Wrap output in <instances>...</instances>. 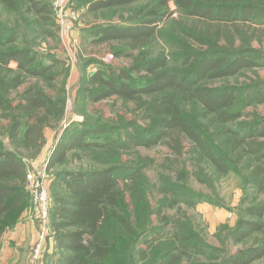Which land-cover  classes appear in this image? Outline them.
Instances as JSON below:
<instances>
[{"label":"trees","instance_id":"trees-1","mask_svg":"<svg viewBox=\"0 0 264 264\" xmlns=\"http://www.w3.org/2000/svg\"><path fill=\"white\" fill-rule=\"evenodd\" d=\"M169 1L193 20L190 27L184 28L191 42L181 40V52L173 59L181 62V68L176 70L164 53L151 55L149 49L160 26L172 17L166 10ZM87 3L91 13L148 3L141 18L132 24L92 31L94 43L119 42L128 51H137L138 56L128 68L97 70L86 77L81 87V94L91 103L112 97L124 101L148 98L150 101L144 104L140 116L145 126L138 122L125 128L89 121L77 124L58 141L49 156L48 171L65 164L73 153V159H83L75 154L77 151L114 155L112 152L120 148L151 149L165 144L181 157L187 144L190 158H200L221 175L237 171L238 166L249 170L246 178L253 196L249 194L243 202L251 201L253 205L242 207L244 217L230 231L229 238L238 245L262 233L264 203L254 202L264 193V125L244 129L246 125L239 121L242 112L234 111L236 92L208 83L236 77L259 66L247 40L244 47H234L231 31L236 30L243 39L249 37V42L264 39V29L256 28L264 27V0H88ZM0 4L19 12L24 8L44 23L51 13L50 7L40 0H0ZM19 41L18 33L0 22V112L10 120L8 138L13 146L6 149L0 138V247L2 236L18 224L31 206L27 189L30 167L25 158H38L46 145V129L54 128L53 121H59L63 114L37 87H30L22 102L16 108L11 107L9 92L22 86L26 78L52 80L48 76L51 67L38 63L27 44L18 47ZM195 43L198 47H194ZM12 63L17 65L16 70L10 67ZM250 94L263 104L264 81ZM186 98H191V102L186 103ZM204 121L216 127L221 140L212 137ZM118 179L116 168L57 174L52 184L54 204L50 205V230L55 253L59 255L55 264H181L205 250L195 240L194 232L181 224L175 225L173 231L164 228L166 218L160 219L161 226L148 224L142 210L145 207L137 208V191L133 190L135 203L131 207L125 202ZM176 191L174 186L164 188L171 196L167 202L171 208L180 203L195 207L207 201L189 190ZM161 210L156 211L158 217ZM171 233L172 242L162 243ZM47 256L50 255L44 254L41 264L48 262ZM263 257L264 246L252 247L229 256L225 263L254 264Z\"/></svg>","mask_w":264,"mask_h":264},{"label":"rangeland","instance_id":"rangeland-1","mask_svg":"<svg viewBox=\"0 0 264 264\" xmlns=\"http://www.w3.org/2000/svg\"><path fill=\"white\" fill-rule=\"evenodd\" d=\"M40 1L50 7L51 13L46 23L25 12L24 8L19 12L0 4V22L18 33L20 38L18 47L27 44L28 48H32L38 63L51 67L48 76L52 80L26 78L22 86L17 90H11L8 95L11 107L16 108L22 102L25 92L30 87H37L43 90L54 107L63 112L59 121H53L55 127L46 129V145L38 158H25L32 174L38 169L42 170L48 167L49 156L66 130L75 129V125L88 121L114 128H125L135 122L145 126L140 116L144 104L150 101L146 97L134 101H124L118 97H112L98 103H91L81 94L82 82L86 77L105 67L114 70L128 68L138 56L137 51H128L119 42L94 43L95 37L92 35V31L98 27H120L132 24L141 18V12L146 9L145 7H148V3L91 13L88 0H71L70 5L76 12L77 19L72 29L66 33L53 13L54 0ZM13 6L15 5L13 4ZM150 9H153V5ZM166 10L172 17L160 26L149 49L151 55L164 53L169 58L173 70H176L181 68V62L177 61L176 63L173 59L181 52L179 44L182 42L181 40L191 42L184 28L190 27L193 20L182 15L173 1H169ZM145 12L142 13V17ZM237 22L241 24L240 21ZM256 28L264 29L262 26ZM231 32L234 34L233 45L236 49L244 47L246 40L249 42V37L243 39L236 30ZM248 42L247 44L252 50L251 54L259 66L246 69L236 77L208 83L211 87L232 89L236 92L238 99L234 111L242 112L239 121L243 126L246 125V128L243 127L246 130L256 124L264 125V103L256 102L250 94L255 86L264 81V39L257 38ZM194 47H198V45L195 43ZM122 52L123 55L117 56V53ZM10 67L14 70L17 69L15 63H12ZM185 101L189 103L191 98H186ZM204 125L210 129V134L216 141L221 140L219 136L222 135L219 132L216 133V127L208 121H204ZM9 126L10 120L5 119L0 112V138L6 149H13L8 138ZM117 136L118 134L115 132L114 138L116 139ZM184 148L186 149L182 158L165 144H159L151 149L136 147L126 151L125 148H120L112 152L114 155L95 151H77L75 154L82 155L83 159H73V153L69 155L65 164L48 171L47 186L50 205L52 207L54 204L52 184L59 172L116 168L119 173L118 186L124 193L126 204L133 207L135 203L133 190H136L138 193L137 208L141 205L145 207L142 210L145 212L144 219L145 216L148 217V224L151 222L153 226H161L160 219L166 218L165 229L172 230L175 225L181 224L192 230L195 240L204 245L203 252L195 253L192 260H184L181 264L194 262L195 264H226L225 260L229 256L236 255L241 250L264 246V227L262 233L256 234L245 243L236 245L229 238L230 231L234 230L239 219L244 217L242 207L253 205L251 201L243 202L249 194L253 196L250 183L246 178L249 170L238 166L237 171L221 175L200 158H190L188 155L190 149L187 144H184ZM167 186H174L176 192L179 193L191 191L194 196H202L207 201L199 203L195 207L180 203L171 208L167 203L171 196L164 192V188ZM256 200L258 201L254 202L255 205L264 203V193L258 195ZM159 209H162L160 217L156 213ZM23 215L26 219L37 221L38 231V215L33 208L30 206ZM262 224L264 226V219ZM12 230L9 229L4 235H9ZM171 237H174L173 233L167 235L162 243L172 242ZM36 241L31 246H25L29 253L28 264ZM142 248L145 249V247ZM122 253L126 252L122 251ZM45 254H49L47 249ZM53 254L47 256L49 258L46 264L57 262L59 255ZM254 264H264V257Z\"/></svg>","mask_w":264,"mask_h":264},{"label":"built area","instance_id":"built-area-1","mask_svg":"<svg viewBox=\"0 0 264 264\" xmlns=\"http://www.w3.org/2000/svg\"><path fill=\"white\" fill-rule=\"evenodd\" d=\"M71 0H54L53 13L64 32L72 29L77 14L70 5ZM48 169L43 168L28 174L27 189L31 196V207L38 215L37 241L33 247L29 264H41L51 238L50 197L47 186Z\"/></svg>","mask_w":264,"mask_h":264},{"label":"crops","instance_id":"crops-1","mask_svg":"<svg viewBox=\"0 0 264 264\" xmlns=\"http://www.w3.org/2000/svg\"><path fill=\"white\" fill-rule=\"evenodd\" d=\"M36 222L31 219H26L22 215L20 221L9 235L2 236L0 264H28L29 253L26 251L25 246H31L37 239ZM55 251V240L51 232V238L47 244V252L53 254Z\"/></svg>","mask_w":264,"mask_h":264}]
</instances>
